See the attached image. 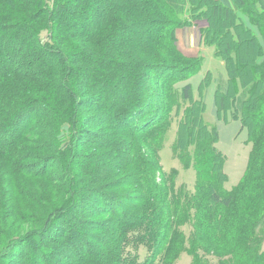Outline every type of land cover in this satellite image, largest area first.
Listing matches in <instances>:
<instances>
[{"label": "trees", "instance_id": "trees-1", "mask_svg": "<svg viewBox=\"0 0 264 264\" xmlns=\"http://www.w3.org/2000/svg\"><path fill=\"white\" fill-rule=\"evenodd\" d=\"M198 20L207 21L203 42L226 69L216 116L239 121L251 144L232 187L219 130L205 120L213 74L196 92L190 79L205 55L188 57L176 44L177 30ZM87 112L96 114L92 122ZM174 114L181 115L174 153L195 168L192 190L160 162ZM89 122L105 128L97 144L110 148L102 157L115 161L119 177L97 187L96 202L77 186L53 185L71 182L68 164L34 155L42 147L28 139H50L54 152L70 157L75 142L92 135ZM103 168L88 182L106 179ZM29 179L50 184H35L41 201L31 202L42 224L15 237L11 219L22 215ZM89 216L107 217L102 236L81 235L78 225L95 226ZM66 228L79 238L65 251L76 254L71 264H176L184 251L192 264H264V0H0V264H57L41 244L57 243ZM29 238L39 258L15 263Z\"/></svg>", "mask_w": 264, "mask_h": 264}, {"label": "rangeland", "instance_id": "rangeland-1", "mask_svg": "<svg viewBox=\"0 0 264 264\" xmlns=\"http://www.w3.org/2000/svg\"><path fill=\"white\" fill-rule=\"evenodd\" d=\"M93 8V5H91ZM197 22V21H195ZM194 22V23H195ZM192 24V26H187L191 27V29H185L181 28L182 30H178L177 32V47L180 49V51L184 52L185 54L191 55L193 53H201V52H206L205 55L208 56L206 58L205 62L202 65L201 71L198 74H195L194 76L191 77L190 83L193 84L195 91L197 92V88L202 81L203 78L206 77L207 73L209 71L213 72L215 74V80L208 86V88L205 91V103H206V112H205V120L207 123H209L212 126H216L217 129L219 130L220 133V139L217 143L218 148L224 153V155L227 158L226 164H225V171L229 176V182L227 183L228 187H232L238 183V181L242 178L248 158H249V153H250V148L251 144L248 143L247 139V131L240 129L239 121L237 120H230L229 122H223L218 120L216 116V111H215V90L217 88V78L220 76H225V69L223 64L221 63L220 59L213 58L212 55V50L205 44L202 45L201 40H202V31L201 34L198 33L199 31V23ZM205 24V23H204ZM193 27V28H192ZM194 30L196 35L193 37V40L191 42L186 41V32L187 31H192ZM200 48V50L198 49ZM214 51V50H213ZM220 62V66L214 65L212 62ZM216 66V67H215ZM84 78V77H82ZM81 79V78H80ZM149 84H151L149 82ZM148 84V85H149ZM75 86H73L74 88ZM88 96H86L85 99H87ZM185 105V104H184ZM89 114H85V116L92 122L94 115H96L94 112H87ZM181 118V115H172L171 116V124L169 127V130L167 131L164 141H163V146L160 149L159 156H160V162L163 167V170L167 172L168 174L172 173L175 171L176 174V185L177 186H187L189 189H194L195 186V181H196V171L194 166L190 168H185L179 158L175 155L174 153V146L177 138V132H178V121ZM46 121V120H44ZM89 122L88 125L84 124V126L87 125L89 131L92 132V135H85L84 136V142L82 141H76L75 142V148L74 152L70 157H66V154L64 152H54V149L52 147L55 146V142L47 139L45 137L41 138H34V137H29L28 139L37 146L42 147L41 150H33V154L37 156H48L49 158L52 157L53 160L55 159L58 161L59 165L60 164H68L69 170H70V179L71 182L65 177V179L61 180H54V184L57 187H60L63 189V191L67 192L68 186H77L78 191L83 193V195L86 196H92L93 201L98 200V194L97 190L101 187V185H109L111 184L112 181H116V179H119V177L112 176L113 173L111 172V168L114 167L112 164L115 162L114 160H106L102 156L105 155V153L110 154L111 150L109 147L103 148V143L97 144L99 140H104L105 138L107 139V134L105 131V128L103 125L100 127H97L93 123ZM101 124V123H100ZM99 146V148L97 147ZM66 162V163H65ZM108 165L109 167L107 169H104V165ZM208 165V160L205 159L204 165L207 167ZM103 168V171H110L106 173L107 178L106 179H100V183H95L90 181L88 182V179L92 177V174H97L98 172H101ZM65 172V171H64ZM74 181V183H73ZM41 184V185H50L48 182H46L45 179H29V185L27 188V191H25V198L24 196V201L26 203V206H22L20 209L18 208V212H21L22 215L18 216L16 214L13 215L11 221H14V228H13V233L15 234V237H20L22 235H28L32 233L33 231L38 229L35 227V224H39L42 222L37 221L40 217V212L37 207L34 206V203H31L32 200H36V202L41 201V192L38 189V186H35V184ZM72 183V184H71ZM100 184V185H99ZM97 187H99L97 189ZM75 188V187H74ZM97 189V190H96ZM131 189H129V192ZM91 205H87V210L89 211L91 209ZM84 208V209H86ZM107 217H99V218H94L92 216H89L88 220H94L96 222L92 223L95 226L87 225L88 228H84L83 225H78L80 228V233L81 235L85 233L86 231L90 232V236H102L104 234V231L101 230V226L104 225L105 223L102 222ZM104 223V224H103ZM34 225V226H33ZM43 227V226H41ZM67 229V228H66ZM60 229V231H62ZM92 233V234H91ZM187 233H189V228L187 230ZM77 235V233H76ZM38 239V238H37ZM55 240L57 243L49 244L48 238L45 240L43 239L42 242L46 243V246L41 244V248L43 251H55L54 258L57 264H71L73 256L76 257V254L70 253L71 257L70 259L66 257L65 251L70 252L71 247H70V242H74L79 240L78 236L75 238H70L68 234V229L67 232L60 233L59 236H57ZM28 240V239H27ZM26 240V241H27ZM46 241V242H45ZM96 239H93L91 243H95ZM29 243V246L25 247L22 252H18V250L15 253H20L19 256L14 257L15 263L18 260H20L19 257H22V259H26L27 256H35L37 259L39 258L38 252H36V249L34 248V243L35 240L34 238H29L27 241ZM69 242V243H68ZM264 249V245H263ZM81 254H83V249H80ZM24 252V253H23ZM23 253V254H22ZM25 253H29V255H25ZM77 253V252H76ZM139 254H140V260L146 259L147 255L149 254L148 249L145 246H141L139 249ZM18 257V258H17ZM87 259V255L84 257ZM77 259V258H76ZM87 262V260H85ZM38 264H44L43 262H37ZM193 259L191 255L188 254V252L184 251L180 258L178 259L176 264H192Z\"/></svg>", "mask_w": 264, "mask_h": 264}, {"label": "crops", "instance_id": "crops-1", "mask_svg": "<svg viewBox=\"0 0 264 264\" xmlns=\"http://www.w3.org/2000/svg\"><path fill=\"white\" fill-rule=\"evenodd\" d=\"M196 23H199L198 24V26H199V31H198V33H200L201 34V31H202V29L203 28H205L207 25H208V23H207V21L206 20H198L197 22H195L194 24H196ZM205 23V24H204ZM193 28V27H192ZM185 29H191V27H186ZM178 30H182L181 28L180 29H178ZM178 30H177V32H178ZM196 35V33H195V31L194 30H192V31H187L186 32V41H187V43L188 42H191V40H193V41H195L194 39H193V37ZM191 39V40H190ZM201 43H202V45H204V42H203V39L201 40ZM210 48V50H212V55H213V58H216L217 60L218 59H220V58H218V57H216V55H215V46H211V47H209ZM198 49L200 50V48L198 47ZM214 50V51H213ZM182 52V51H181ZM184 55H186V56H188V57H197V56H199V55H201V54H204L205 55V53L206 52H201L200 54L197 52V53H193V54H191V55H188V54H185L184 52H182ZM208 55V54H207ZM207 55H205V60H206V58H208V56ZM221 60V59H220ZM205 62V61H204ZM212 62H213V60H212ZM214 63V65H218V66H220V62H213ZM221 63L223 64V66H224V69H225V65H224V62L223 61H221ZM216 67V66H215ZM201 71V70H200ZM200 71L198 72V74L200 73ZM212 74H213V80H212V82L215 80V74L212 72ZM225 76H226V69H225ZM211 82V83H212ZM217 85H218V80H217ZM216 85V86H217Z\"/></svg>", "mask_w": 264, "mask_h": 264}]
</instances>
